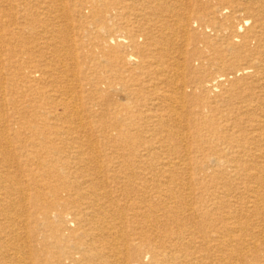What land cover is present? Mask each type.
I'll return each mask as SVG.
<instances>
[{
  "label": "bare ground",
  "instance_id": "1",
  "mask_svg": "<svg viewBox=\"0 0 264 264\" xmlns=\"http://www.w3.org/2000/svg\"><path fill=\"white\" fill-rule=\"evenodd\" d=\"M263 251L264 0H0V264Z\"/></svg>",
  "mask_w": 264,
  "mask_h": 264
},
{
  "label": "rangeland",
  "instance_id": "2",
  "mask_svg": "<svg viewBox=\"0 0 264 264\" xmlns=\"http://www.w3.org/2000/svg\"><path fill=\"white\" fill-rule=\"evenodd\" d=\"M263 260H264V251L262 252V263H263Z\"/></svg>",
  "mask_w": 264,
  "mask_h": 264
}]
</instances>
